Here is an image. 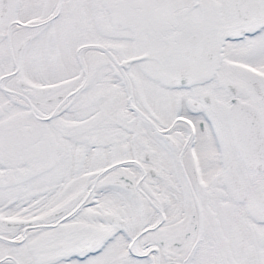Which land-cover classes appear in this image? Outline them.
I'll return each instance as SVG.
<instances>
[{"label":"snow or ice","instance_id":"obj_1","mask_svg":"<svg viewBox=\"0 0 264 264\" xmlns=\"http://www.w3.org/2000/svg\"><path fill=\"white\" fill-rule=\"evenodd\" d=\"M0 264H264V0H0Z\"/></svg>","mask_w":264,"mask_h":264}]
</instances>
